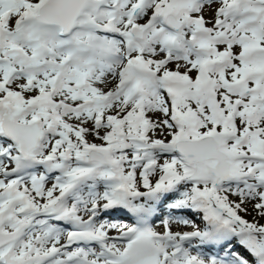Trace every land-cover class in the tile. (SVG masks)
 Returning <instances> with one entry per match:
<instances>
[{"label": "snow or ice", "instance_id": "obj_1", "mask_svg": "<svg viewBox=\"0 0 264 264\" xmlns=\"http://www.w3.org/2000/svg\"><path fill=\"white\" fill-rule=\"evenodd\" d=\"M0 264H264V0H0Z\"/></svg>", "mask_w": 264, "mask_h": 264}, {"label": "rangeland", "instance_id": "obj_2", "mask_svg": "<svg viewBox=\"0 0 264 264\" xmlns=\"http://www.w3.org/2000/svg\"><path fill=\"white\" fill-rule=\"evenodd\" d=\"M159 219H160V218H159ZM156 222H157V223H158V225H159V220H157ZM197 222H199V221L197 220ZM157 223H154V224H156V225H157Z\"/></svg>", "mask_w": 264, "mask_h": 264}, {"label": "bare ground", "instance_id": "obj_3", "mask_svg": "<svg viewBox=\"0 0 264 264\" xmlns=\"http://www.w3.org/2000/svg\"><path fill=\"white\" fill-rule=\"evenodd\" d=\"M157 225H158V223H157Z\"/></svg>", "mask_w": 264, "mask_h": 264}]
</instances>
